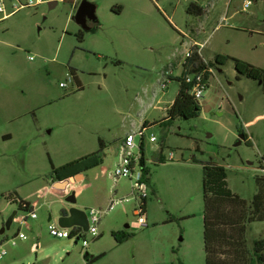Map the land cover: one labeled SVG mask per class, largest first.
<instances>
[{
  "label": "rangeland",
  "instance_id": "374dc122",
  "mask_svg": "<svg viewBox=\"0 0 264 264\" xmlns=\"http://www.w3.org/2000/svg\"><path fill=\"white\" fill-rule=\"evenodd\" d=\"M50 1L51 8L23 9L0 22V230L14 211L27 216L12 200L39 205L37 219L0 234L6 251L0 264H86V254L97 258L90 264H205L202 166H222L228 189L252 199L255 179L264 177V82L238 77L228 60L214 67L196 118L162 121L179 90L177 64L191 29L199 32L206 61L220 54L264 69V0H248L247 8L246 0H85L97 19L89 30L74 21L83 0ZM192 3L207 13L188 14ZM173 64L174 79L167 81ZM144 122L155 124L144 137L149 178L141 228L131 182L111 174L127 133ZM100 142L103 165L75 182L74 206L88 214L111 200L129 201L101 217L97 238L84 233L83 249L49 233L70 208L64 193H39L51 186L52 166L96 152ZM18 229L27 240L13 246ZM261 238L264 222L250 223L248 245ZM32 242L41 244L36 253Z\"/></svg>",
  "mask_w": 264,
  "mask_h": 264
},
{
  "label": "trees",
  "instance_id": "16d2710c",
  "mask_svg": "<svg viewBox=\"0 0 264 264\" xmlns=\"http://www.w3.org/2000/svg\"><path fill=\"white\" fill-rule=\"evenodd\" d=\"M188 14L201 16L202 8L192 3ZM116 13L118 10H113ZM195 11V12H192ZM82 40V33L77 35ZM231 60L238 77L264 82V69L255 67L245 61L231 58L226 55H216L214 62L208 61L210 67L224 65ZM197 60H189L192 70L199 71L200 63ZM199 64V65H198ZM184 74V73H183ZM182 74V75H183ZM173 80V79H172ZM179 84V90L173 103L166 109V117L162 121L169 124L175 119L189 120L196 118L200 113L199 101L187 90L182 78H175ZM154 123L144 122L149 128ZM246 139V138H245ZM139 167L142 179L147 184L149 170L146 167L144 155V140H141ZM103 144L100 142L98 151L85 155L79 159L70 161L57 168H52L51 179L53 182L62 181L70 177L82 174L103 165ZM203 243L205 252V264H264V238L255 240L248 245L247 228L250 223L264 222V177L255 179L256 193L250 201L244 200L233 194L226 184V170L222 166L209 162L203 164ZM261 168H264L261 166ZM146 201L143 200V210L146 214ZM18 204V209L28 211L31 203L23 200H12ZM66 212H63L64 214ZM116 238L119 242L120 239ZM86 264L94 262L97 258L85 255Z\"/></svg>",
  "mask_w": 264,
  "mask_h": 264
},
{
  "label": "built area",
  "instance_id": "2783aa9c",
  "mask_svg": "<svg viewBox=\"0 0 264 264\" xmlns=\"http://www.w3.org/2000/svg\"><path fill=\"white\" fill-rule=\"evenodd\" d=\"M50 0H0V22L7 20L17 12L23 9L37 8L44 4H49ZM250 1L246 0L244 7L247 8L250 5ZM204 44H198L196 42H191L190 44H184L183 57L180 63L181 69V78L183 82L189 86L187 90L197 101H200L204 94L206 93L209 82L211 79L215 78L216 71L213 67H210L208 61L203 58L202 51ZM32 58L29 57V60ZM197 60L196 62L200 63L201 69L199 71L192 70V66L188 64L189 60ZM199 65V64H198ZM184 73V74H183ZM183 74V75H182ZM164 77L167 81L172 80L173 77V67H169L165 71ZM167 81L160 82L159 89L164 91L167 86ZM148 130L144 125H142L137 130H132L127 133L125 139L121 143L120 153H119V162L116 165V169L111 177L114 181L118 180L121 177H126L131 182V196L137 201V207L134 210V215L137 218L136 227H145L146 226V214L143 210V200L147 198V185L142 179V173L139 167L140 161V150L138 148V153L134 152L136 148L135 138L139 136L141 140H144L145 132ZM140 140V142H141ZM149 141L151 143L156 142V138L150 134ZM140 146V145H139ZM172 155H170V158ZM264 172V168H260ZM80 185L76 183L69 184L67 189L63 191V197L69 195L70 193L74 194V197L79 195ZM49 194L48 190H43L39 193V198H45ZM129 201L128 198L121 200H111L106 209L96 210L90 209L87 217L89 222V228L87 233L92 237L97 238L99 236L97 231V225L103 215L108 213L113 209V207L119 203ZM38 208V203L35 202L31 204V209L27 212V216L18 217L17 213L15 214L12 223H17L21 227L26 226L27 219H37L36 209ZM50 219V215L48 216ZM30 229V228H29ZM49 233L51 236L58 239H74L75 243L81 242L82 248L85 249L88 246L87 240L84 238V233L80 228L74 227L71 229H63L58 227V225H50ZM17 240H26V235L20 230L16 233L14 239H12L11 244L16 245ZM36 248V245H34ZM6 255L5 250L0 251V259Z\"/></svg>",
  "mask_w": 264,
  "mask_h": 264
},
{
  "label": "water",
  "instance_id": "95a60500",
  "mask_svg": "<svg viewBox=\"0 0 264 264\" xmlns=\"http://www.w3.org/2000/svg\"><path fill=\"white\" fill-rule=\"evenodd\" d=\"M56 4V2H50L48 4L49 8L53 7ZM91 20L93 22H96V16H95V7L83 0L79 4L75 15H74V21L75 23L82 29V30H89L88 27H86V21ZM220 72V71H218ZM240 138L243 137L240 135ZM82 179V174L76 175L74 177H70L68 179L62 180V181H55L54 182V188L59 191H65L69 184L78 182ZM64 200L66 203L70 205V208L66 211V213L61 214V216L57 220V225L60 228L63 229H71L74 227L80 228L83 232H87L89 228V222L87 214L76 208L74 205L76 203V198L74 197L73 193H70L66 197H64ZM17 212L14 211L6 220L4 226L0 230V234H3L6 230L10 229V226L12 224L13 218ZM128 227V226H126Z\"/></svg>",
  "mask_w": 264,
  "mask_h": 264
},
{
  "label": "crops",
  "instance_id": "0c3cea01",
  "mask_svg": "<svg viewBox=\"0 0 264 264\" xmlns=\"http://www.w3.org/2000/svg\"><path fill=\"white\" fill-rule=\"evenodd\" d=\"M255 1V0H254ZM196 4H198V3H196ZM199 5V4H198ZM200 6V5H199ZM201 8H202V6H200ZM207 13V11L206 10H203V8H202V12H201V16H204L205 14ZM198 34H199V32L196 30V29H191V35L188 37V44H190L191 42H196V43H198V44H202V43H199L198 42ZM183 45V44H182ZM184 51V50H183ZM202 55H203V53H202ZM182 57H183V52H181V58L180 59H182ZM203 58L205 59V57L203 56ZM206 60V59H205ZM180 63H181V61H179L178 62V67L180 68ZM169 67H173L174 68V64L173 65H169ZM172 79H174V77H172ZM84 179V175H82V179L80 180V181H82ZM44 190H48L49 191V194H59V195H61V193L63 192V191H58L57 189H55L54 188V182L53 181H51V186L49 187V188H46V189H44ZM36 201H34V202H32L31 204H33V203H35ZM39 206V205H38ZM50 219H51V216H50ZM21 229H18L17 230V232L18 231H20ZM30 232H32V228H30V230H29ZM15 237V236H14ZM39 238L41 239L42 237H40L39 236ZM27 240V239H26ZM22 241V240H21ZM25 241V240H24ZM34 245H36V248L34 247ZM41 248V244L39 243V242H32V244H31V250L33 251V252H37L39 249ZM85 261H86V258H85Z\"/></svg>",
  "mask_w": 264,
  "mask_h": 264
},
{
  "label": "flooded vegetation",
  "instance_id": "af4514ba",
  "mask_svg": "<svg viewBox=\"0 0 264 264\" xmlns=\"http://www.w3.org/2000/svg\"><path fill=\"white\" fill-rule=\"evenodd\" d=\"M80 3H81V1L80 2H77V4H76L77 8H78V6H79ZM77 8H76V10H77ZM90 25H92V21L91 20H87L86 21V27H88V29L91 28ZM240 135L243 137L242 139H245L246 138V136L243 133H240Z\"/></svg>",
  "mask_w": 264,
  "mask_h": 264
}]
</instances>
